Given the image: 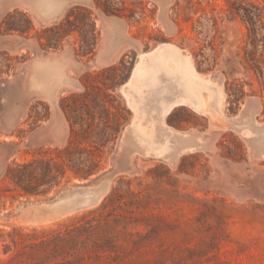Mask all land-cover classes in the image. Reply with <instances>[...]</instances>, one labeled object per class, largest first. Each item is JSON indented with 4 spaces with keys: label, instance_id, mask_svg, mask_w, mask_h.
<instances>
[{
    "label": "rangeland",
    "instance_id": "374dc122",
    "mask_svg": "<svg viewBox=\"0 0 264 264\" xmlns=\"http://www.w3.org/2000/svg\"><path fill=\"white\" fill-rule=\"evenodd\" d=\"M108 18L120 59L99 66ZM162 42L185 51L193 74L217 80L222 95L220 111L177 107L165 119L204 142L173 159L136 150L120 92L138 52ZM67 51L83 66L68 71L56 104L28 92L29 67ZM244 106L264 122L263 0L72 1L48 23L0 0V264H264V157L222 119L224 108L234 120ZM78 191L101 196L25 221L43 209L29 204Z\"/></svg>",
    "mask_w": 264,
    "mask_h": 264
},
{
    "label": "bare ground",
    "instance_id": "6f19581e",
    "mask_svg": "<svg viewBox=\"0 0 264 264\" xmlns=\"http://www.w3.org/2000/svg\"><path fill=\"white\" fill-rule=\"evenodd\" d=\"M46 6L48 11L42 9L41 16L44 23H48L51 20L49 10H53V0H49ZM171 62L172 64H170ZM192 69L189 55L170 44H163L140 57V61L134 68V75L137 81L142 84L144 91L138 93L137 100H132V109L135 111L137 118L132 122L129 131V138L134 146H136V150L146 154L162 152L167 157H172L173 159L177 154L203 147V143L198 136L192 137L188 133H180L185 137H179L176 132L166 128L162 121L163 114L178 104L187 106L200 114H204L208 108L216 112L220 111L222 95L218 81L216 80L212 83L210 82L211 76L203 77L202 75H195ZM28 76L35 83L34 90L45 95L51 94L53 72L51 71L49 62H45V67L36 68ZM45 80L49 83L47 89L43 85ZM153 85H164L170 89H175L174 91H178L179 93L178 100L172 99L171 103H167L162 97L161 91L156 90L154 92V99L157 105L156 107L151 106L146 99V93ZM137 104H141V108ZM219 126L222 127L223 125L218 124ZM78 195L79 198L76 199ZM100 196L101 194L99 196H91L87 195V193L80 196L79 191L72 192L70 196H61L59 198L61 203L59 201H56L55 204L50 202L45 206L57 218L58 214L56 213L58 209L55 210L56 206L62 204L66 207L65 209L73 206L67 210L69 212L76 208L93 204L95 200H99ZM65 212L66 210L63 213ZM52 218L49 215L44 217L32 216V218H27L25 221L30 224H36L48 222Z\"/></svg>",
    "mask_w": 264,
    "mask_h": 264
},
{
    "label": "crops",
    "instance_id": "0c3cea01",
    "mask_svg": "<svg viewBox=\"0 0 264 264\" xmlns=\"http://www.w3.org/2000/svg\"><path fill=\"white\" fill-rule=\"evenodd\" d=\"M17 3L20 5L21 8L25 9V10H30L32 13H34L35 18L41 22H43L42 20V9L43 10H47V2L49 0H16ZM72 1H77V2H81V3H88L89 0H53V10L50 11L49 13L51 14V21L59 18L63 11L65 10V8L67 7V5L69 4V2ZM50 8V7H48ZM48 11V10H47ZM106 23V33H105V38L103 41V46L102 49L100 51V54L97 58V60L95 61L96 65L99 66H111L113 65L115 62H117L120 59V53L118 51V47L121 45V43H119L117 37V33L115 32V25H116V20L113 18H108L107 20H105ZM113 43L112 41H116L115 43L117 45H115L114 50H112L111 53H108V47L110 45V42ZM161 44H171L174 46H177L173 43L170 42H162L158 45ZM119 45V46H118ZM157 45V46H158ZM157 46L151 48L150 50L147 51H141L138 52L135 61L132 65V69L131 72L129 74L128 79L124 82L123 85H121L120 87V92L122 93V96L124 98V101L127 105V107L130 109L132 116H131V120L130 123L126 129V133L129 136V131L130 128L132 126V122L137 118L135 111L132 109V100L133 99H138V93L143 92V86L140 82L137 81L136 77H135V73H134V68H135V64L137 62V58L139 54H144L147 53L149 51H152L154 48H156ZM178 47V46H177ZM179 48V47H178ZM181 49V48H180ZM45 62H49L50 63V68L51 71L53 72V86H52V92L51 94H44V93H40L37 92L36 90H28V74L30 72H32L33 70H35L38 67H45ZM78 66H83V62L79 59L76 60L75 56L73 55V53L71 54L69 51H67L66 53H63L62 56L60 57H56L53 54V59H38L36 62H34L28 69L27 71V77L25 80V87L27 89L28 92H34L37 94H41L44 97L49 98L52 102L53 105L56 104V102L59 100V91H61L62 89H67L69 84V78H68V71L78 68ZM203 73V72H200ZM205 74H210V73H205ZM127 88V89H126ZM156 90L161 91L162 97L166 100L167 103H171L172 99H176L178 100V91L175 92V89H170L169 87H166L164 85L161 86H156L153 85L152 88L146 93V99L148 101V103L153 106L156 107L157 102L154 99V92ZM225 93V91H224ZM226 95V94H225ZM225 106H226V98H225ZM177 107H186L183 105H174V107L170 110L167 111L166 114L163 116V125L166 128H170L174 131L177 132H181V133H188L187 131H180L177 130L171 126H169L166 122L165 119L170 115V113ZM246 109L245 115L243 116H236L234 118V120L228 118L225 114V108H224V113L222 116V119L225 121V123L227 125H229L230 127L227 129H233L237 132V134L244 139L245 141L248 142H256L259 144V148L261 150V156L264 157V122L259 123L257 122L255 119V110L256 107L254 106H244ZM191 111H193L194 113L198 114L197 112H195L194 110H192L191 108H189ZM260 111H261V106H260ZM199 116H203L201 114H198ZM206 117V116H204ZM207 118V117H206ZM208 120V118H207ZM209 123V120H208ZM210 126V125H209ZM209 129H218V128H209L206 130L208 131ZM222 130V129H219ZM190 136V135H189ZM193 137V136H192ZM200 138V137H199ZM200 140L203 142V139L200 138ZM133 144V143H132ZM134 145V144H133ZM136 147V146H135Z\"/></svg>",
    "mask_w": 264,
    "mask_h": 264
},
{
    "label": "water",
    "instance_id": "95a60500",
    "mask_svg": "<svg viewBox=\"0 0 264 264\" xmlns=\"http://www.w3.org/2000/svg\"><path fill=\"white\" fill-rule=\"evenodd\" d=\"M29 205H35V206H42L43 209L40 213H36L39 217H44L46 215H51L53 212H49L47 209H46V206L47 205V202H43V201H39V202H35V203H31ZM37 210V209H36ZM39 210V209H38Z\"/></svg>",
    "mask_w": 264,
    "mask_h": 264
},
{
    "label": "trees",
    "instance_id": "16d2710c",
    "mask_svg": "<svg viewBox=\"0 0 264 264\" xmlns=\"http://www.w3.org/2000/svg\"><path fill=\"white\" fill-rule=\"evenodd\" d=\"M263 2H264V0H263ZM245 17H246L249 21H251V19H252V18L248 17L247 15H245ZM66 22H69V16L66 17ZM13 178H15V177H13ZM18 180H19V179H18Z\"/></svg>",
    "mask_w": 264,
    "mask_h": 264
}]
</instances>
